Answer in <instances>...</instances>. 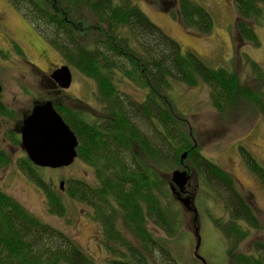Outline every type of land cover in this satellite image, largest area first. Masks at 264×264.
Masks as SVG:
<instances>
[{"label": "trees", "instance_id": "16d2710c", "mask_svg": "<svg viewBox=\"0 0 264 264\" xmlns=\"http://www.w3.org/2000/svg\"><path fill=\"white\" fill-rule=\"evenodd\" d=\"M6 1L64 65L92 81L99 108L91 114L86 103L71 96L54 104L77 138L76 160L92 172L90 180L64 181L61 191L26 156L17 161L22 174L45 196L48 211L63 217V196L84 205L100 226L97 242L107 255L104 264H186L172 254L168 240L179 234L183 218L169 190V174L186 170L189 179L202 178L222 196L229 218L213 223L226 241L229 264H264L261 241L253 243L252 254L239 251L249 235L241 224L254 231L261 228L250 198L232 174L201 153L188 123L193 114L178 111L175 103L176 93L182 96L180 87H206L220 117L247 108L264 120V62L241 53L246 45L261 46L255 28L264 27V0L232 2L229 37L243 59L242 75L224 64L212 68L194 53L182 51L134 0ZM148 2L177 20L184 31L203 37L213 29L211 14L194 0ZM4 110L0 105V113ZM240 150L264 190V167ZM9 164L0 148V168ZM0 264L98 263L69 235L42 222L0 189Z\"/></svg>", "mask_w": 264, "mask_h": 264}, {"label": "rangeland", "instance_id": "374dc122", "mask_svg": "<svg viewBox=\"0 0 264 264\" xmlns=\"http://www.w3.org/2000/svg\"><path fill=\"white\" fill-rule=\"evenodd\" d=\"M194 1L206 8L212 16L213 29L207 36H198L186 30L185 32L177 20L167 13L158 11L148 0H134L133 3L152 23L177 41L182 51L194 53L212 68L221 67L224 64L242 75L243 59L236 49L232 48L229 37L234 20L233 0ZM26 27L28 24L24 17L17 13L6 0H0V105L10 112L9 114L5 111L3 114L0 113V148L10 158V164L0 168V189L17 200L39 220L69 235L96 263L104 264L103 259L107 255L100 249L97 242L100 236V226L91 220L89 210L84 205L77 204L63 196V204L66 207L65 215L59 217L51 214L46 207L43 193L27 180L17 167V161L25 157V152L19 142L15 144L9 140V134L10 138L17 139L20 132L17 131L16 125L22 123L23 119L30 114L33 101H41L43 97L52 98L45 94L47 87L40 85L39 79L43 75L38 70L39 68L46 70V56L47 60L56 67L64 65L58 53L42 40L38 44L45 48L44 56L38 50L27 47L29 35L33 40L39 37ZM255 31L261 43L260 48L246 45L241 49V53L262 63L264 62V27H257ZM17 43L22 44L24 49L20 54L16 48ZM31 65L38 70L30 69ZM70 70L72 82L68 95L86 103L88 110L94 114L93 112L98 111L99 108L95 107L92 81L84 78L75 70ZM179 91L182 92V96L179 97V93H176L177 110L183 114H193L189 115L188 123L194 128L201 153L212 163L232 174L239 189L252 202L261 228L254 231L241 224L249 235L239 245L240 252L252 254L255 241L264 243V190L257 178L246 167L242 159L245 151L240 148L248 151L255 161L264 167V120L259 114L247 108L240 109L238 113L233 112V116L220 117L209 102L206 87L196 89L180 87ZM58 101L62 104L60 102L62 99ZM78 164L75 160L69 167L54 170L40 168V172L46 181L52 182L54 188H57L60 180L80 178L90 180L92 172L84 165ZM186 188L187 186L185 191ZM188 189L194 194L193 203L198 213L196 217L200 245L197 253L206 264H229L226 261V241L213 223L214 220L226 222L229 218L228 212L220 202L215 201L214 191L212 192L207 187L202 178L200 181L199 177L192 178ZM221 197L217 194V198ZM181 210L182 226L178 235L168 239L169 248L174 256L180 257L186 264H201L194 257L196 237L193 233V215L182 208ZM149 228L158 236L163 235L155 228L151 226Z\"/></svg>", "mask_w": 264, "mask_h": 264}, {"label": "water", "instance_id": "95a60500", "mask_svg": "<svg viewBox=\"0 0 264 264\" xmlns=\"http://www.w3.org/2000/svg\"><path fill=\"white\" fill-rule=\"evenodd\" d=\"M52 78L61 89L65 90L71 85L72 73L67 65H61L53 72ZM19 132L21 148L29 162L37 168L62 169L71 166L77 158V138L50 101L35 104L30 114L23 119ZM185 157L186 154H183L181 161ZM169 177V190L172 197L182 209L196 214L193 197L184 196L189 176L183 170H173ZM58 187L63 191L64 181H60ZM194 235L196 237L194 257L201 264H206L205 260L197 253L200 245L197 229L194 230Z\"/></svg>", "mask_w": 264, "mask_h": 264}, {"label": "flooded vegetation", "instance_id": "af4514ba", "mask_svg": "<svg viewBox=\"0 0 264 264\" xmlns=\"http://www.w3.org/2000/svg\"><path fill=\"white\" fill-rule=\"evenodd\" d=\"M27 29H29V30H32L31 29V27L28 25V27H26ZM33 31V30H32ZM34 33H35V31H33ZM36 34V33H35ZM29 35V34H28ZM37 36L39 37V35L37 34ZM36 40H33L31 37H30V35L27 37V47H29V48H34V49H36V50H38V52L40 53V54H42L43 56H44V54H45V48L42 46V45H40V44H38L39 42H42L43 40L39 37V38H35ZM42 40V41H41ZM45 44H46V42L45 41H43ZM17 45V47H18V49L20 50V51H24V49H23V46H22V44H16ZM47 45V44H46ZM18 53L20 54V52L18 51ZM45 61H46V70L45 71H43V70H41L40 68H39V70L35 67V66H33V65H31V67H30V69L31 68H34L35 70L37 69L39 72H41V74L43 75L42 77H40V79H39V82H40V85L41 86H43V85H45L46 87H47V91L45 92V94H46V96H52V98L51 99H49V98H45V97H43L42 99L43 100H41V101H33L32 102V104H33V106L35 105V104H38V103H43V102H45V101H50L51 103H52V105H53V107H54V104H56L57 102H58V100H61V99H63L64 97H68L69 95V88L68 89H65V90H63V89H61L59 86H58V84L54 81V79L52 78V74H53V72L56 70V68L57 67H59V66H61V65H59V66H57L56 67V65L55 64H53V63H51L49 60H47V56H46V58H45ZM1 97V96H0ZM55 109V108H54ZM5 112L7 111V110H4ZM7 113V112H6ZM16 128H17V131H19L20 130V128H21V123L19 124V125H16ZM20 135V134H19ZM18 135V137H17V139H16V141L17 142H19V144H20V147H21V136H19ZM8 156V155H7ZM25 156H26V154H25ZM190 183H191V179H189V182H188V185H187V188H186V195H184V196H187V195H190V196H192L193 197V201H194V194H193V192L192 191H190L188 188H190ZM188 190V191H187ZM243 193V192H242ZM215 201H217V202H220V204L224 207V205L222 204V202H221V200L219 199V198H217V193H215ZM218 199V200H217ZM194 204V203H193ZM250 204H251V207H253L252 206V202L250 201ZM227 211V210H226ZM228 212V211H227ZM192 215H193V219H192V223H193V227H194V230L195 229H197L198 230V232H199V228H198V224H197V217H196V215L198 214L197 213V210H196V214H194L192 211L190 212ZM228 221V220H227ZM226 221V222H227ZM194 233V232H193ZM246 240V239H245ZM226 261H227V259H226ZM228 262V261H227Z\"/></svg>", "mask_w": 264, "mask_h": 264}, {"label": "bare ground", "instance_id": "6f19581e", "mask_svg": "<svg viewBox=\"0 0 264 264\" xmlns=\"http://www.w3.org/2000/svg\"><path fill=\"white\" fill-rule=\"evenodd\" d=\"M215 193V192H214Z\"/></svg>", "mask_w": 264, "mask_h": 264}]
</instances>
